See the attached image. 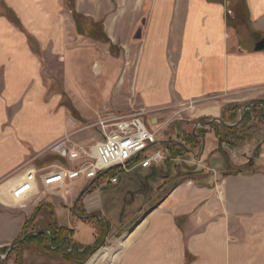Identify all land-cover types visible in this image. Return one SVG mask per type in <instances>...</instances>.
Returning <instances> with one entry per match:
<instances>
[{
	"label": "crops",
	"instance_id": "1",
	"mask_svg": "<svg viewBox=\"0 0 264 264\" xmlns=\"http://www.w3.org/2000/svg\"><path fill=\"white\" fill-rule=\"evenodd\" d=\"M83 1L75 0V8L82 14L79 17L68 13L66 0H0L16 17L14 23L0 14V248L11 244L26 227L46 231L52 223L65 226L57 221L58 214L65 215V208L60 202L44 200L49 193H39L37 188L21 200L12 196L28 170L50 165L48 149L71 129L66 109L60 104L62 96L46 95L39 53L55 62L62 60L64 70L72 54L77 61L85 60L83 48L100 50L111 41L129 52L135 50L134 64L125 71L123 83L132 87L141 105L180 110L178 107L193 101L195 104L187 109L192 118L218 117L228 93L244 92L238 100H264L260 97V93L264 96V47L255 49L264 40V0L232 1L234 6L243 7L244 22L249 27L245 33L252 29L262 33L257 40L230 34L221 0L118 1V5L135 7L132 11L128 8L130 14L126 8L116 12L110 0H90L85 6ZM103 4L107 10H100ZM139 17L140 40L131 43L128 34ZM103 34L110 40L105 42ZM246 34L245 38L249 37ZM95 61L98 71L92 69L94 73H109L112 63ZM209 136L212 141L205 152ZM217 147L214 135L207 133L202 141L203 155L209 156L216 175L210 174L202 185L181 184L173 190L165 206L149 219L154 233L164 228V223L172 224V214L190 211L198 203L204 204L198 211L204 208V212L211 210L218 216L216 224L206 230L213 245L219 244L229 229L264 231V154L254 163L251 158L235 163L260 170L221 179L217 172L226 166ZM43 212L48 213L45 226ZM256 236L264 242L262 234ZM259 249L263 256L264 250ZM219 251L211 257L207 250L202 262L231 264L236 260L230 253L227 257ZM130 256L128 249L126 264Z\"/></svg>",
	"mask_w": 264,
	"mask_h": 264
},
{
	"label": "rangeland",
	"instance_id": "2",
	"mask_svg": "<svg viewBox=\"0 0 264 264\" xmlns=\"http://www.w3.org/2000/svg\"><path fill=\"white\" fill-rule=\"evenodd\" d=\"M89 1L84 0V6ZM118 1L110 0L115 4L116 12L126 8L130 14L128 8L131 11L135 8L118 5ZM232 1L221 0L225 5L224 20L230 34L233 37L243 36V40H251V37L259 39L262 33L258 30L252 29L245 33L249 27L244 22L243 7L234 6ZM65 6L71 15H82L75 8V0H66ZM100 6V10L108 8L105 4ZM85 10L90 12V6L86 5ZM0 14L16 22V17L1 3ZM96 25L102 27L101 22ZM141 26L139 17L128 34L131 43L137 44L140 40L138 35ZM244 33L249 37L245 38ZM103 37L106 38L105 42L110 40L105 34ZM110 43L109 46L108 42L105 43L100 50L83 48V56L86 57L83 62L77 61L76 55L72 54L64 70L62 60L55 62L48 55L38 54L42 62L46 95L62 96L60 104L66 109L71 129L62 142L48 149L51 154L50 165L38 171L31 170L36 172L39 193H49L43 196L44 200L60 202L65 208V215L58 214L57 221L65 225L62 227L68 231L71 230L70 233H63L69 235L70 241L66 238L56 245L46 238L42 243L36 239L20 243L21 236L37 231L26 227L11 243L19 241L10 250L11 244L5 246V250L4 247L0 248V260L5 264H126L125 253L130 249L131 256L127 264H204V252L208 250L212 257L215 250H220L221 254L228 257L230 253L232 258H236L231 264H264V255H259V248L264 250V242L256 236H264V231L229 229L226 235L223 234V239L217 241L219 244L209 243L206 230L209 225L216 224L218 216L211 210L204 212V208L198 211L203 203L196 204L190 211L172 214L174 228H170L172 224L166 222L164 228L154 233L152 224L148 225L153 213L165 206L166 198L178 186L191 183L199 186L210 174L216 175L209 156L203 155L202 141L209 132L216 138V151L224 159L223 167L226 166L225 170L217 172L221 179L228 175L260 170L254 165L238 166L235 163L246 158L253 159L254 163V159H260L264 154V100H238V96L244 92L241 95L228 93V100L218 117H190L187 109L195 104L193 101L178 107L180 110L169 106L143 107L132 87L123 83L125 71L134 64L135 50L129 52L118 43ZM95 58L100 59L102 64L103 61L113 64L108 69L109 73L100 75L93 72L98 71ZM260 97L264 96L260 93ZM133 114H140L146 126L155 132L158 141H164L157 147L165 157L156 167L151 165L142 168L132 162L117 173L118 181L115 184L107 183L109 175L96 179L91 187L83 179L71 180L66 181L58 193L40 184L41 174L62 166L71 168L79 165V160L69 161L62 152L76 149L89 151L93 143L102 138L103 130L98 124L100 120ZM196 133L197 138H194L193 134ZM211 141L209 136L205 152ZM193 210H196V220ZM94 213L97 215L93 217ZM43 219L42 226H45L49 222L48 213L43 212ZM92 248L93 252H89Z\"/></svg>",
	"mask_w": 264,
	"mask_h": 264
},
{
	"label": "built area",
	"instance_id": "3",
	"mask_svg": "<svg viewBox=\"0 0 264 264\" xmlns=\"http://www.w3.org/2000/svg\"><path fill=\"white\" fill-rule=\"evenodd\" d=\"M98 124L103 130L102 138L96 140L89 151L76 149L68 153L65 150L62 152L69 161L79 160V165L71 168L62 166L41 174L40 184L55 193L59 192L66 181L71 180L83 179L89 182L91 187L93 182L108 170L113 174L107 183L115 184L118 181L117 173L126 169L132 162L147 168L163 161L165 156L157 147L159 141L156 134L146 126L140 114L106 117ZM37 188L36 172L30 170L24 180L14 187L12 196L21 200Z\"/></svg>",
	"mask_w": 264,
	"mask_h": 264
},
{
	"label": "trees",
	"instance_id": "4",
	"mask_svg": "<svg viewBox=\"0 0 264 264\" xmlns=\"http://www.w3.org/2000/svg\"><path fill=\"white\" fill-rule=\"evenodd\" d=\"M239 134V133H238ZM194 138H197V133L193 134ZM113 174V172L111 170H108L107 172L104 173L103 176L105 175H109L111 176ZM97 214L94 213L93 217L96 216ZM49 231L50 233L47 234L46 232ZM68 231L67 228L65 227H58L56 225H54L53 223L50 224L49 228L46 231H35L34 233L29 234L26 238H24L20 243H23L26 240L29 239H36L37 241L41 242L44 241L46 238L47 240H51L54 244L56 245H60V243L67 238V240L70 241L69 239V235H64L63 233ZM71 231V230H70ZM70 231H68L70 233ZM68 233V234H69ZM25 235V234H24ZM23 236H21L20 238H22ZM19 238V239H20ZM66 240V241H67ZM7 249V247H4V250ZM79 250V247H78ZM94 248H92L91 250H89V252H93ZM0 264H5L3 261L0 260Z\"/></svg>",
	"mask_w": 264,
	"mask_h": 264
},
{
	"label": "water",
	"instance_id": "5",
	"mask_svg": "<svg viewBox=\"0 0 264 264\" xmlns=\"http://www.w3.org/2000/svg\"><path fill=\"white\" fill-rule=\"evenodd\" d=\"M264 47V40H261V41H259L257 44H256V46H255V49L256 50H260V49H262ZM83 193V191L80 193V194H82ZM31 233H34V232H31ZM31 233H27V234H25L22 238H21V240H23L24 238H26L29 234H31ZM19 242V241H18ZM18 242H16V243H14V244H11L10 245V247H9V250H10V248H12L14 245H16Z\"/></svg>",
	"mask_w": 264,
	"mask_h": 264
}]
</instances>
